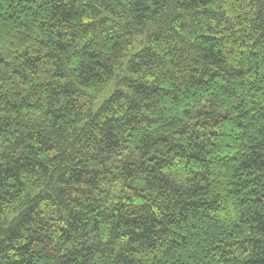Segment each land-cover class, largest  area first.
Here are the masks:
<instances>
[{
	"label": "trees",
	"instance_id": "1",
	"mask_svg": "<svg viewBox=\"0 0 264 264\" xmlns=\"http://www.w3.org/2000/svg\"><path fill=\"white\" fill-rule=\"evenodd\" d=\"M0 264H264V0H0Z\"/></svg>",
	"mask_w": 264,
	"mask_h": 264
}]
</instances>
